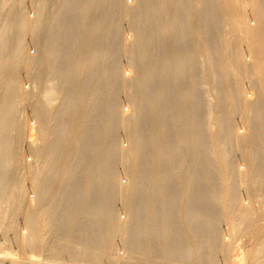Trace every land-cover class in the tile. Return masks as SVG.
<instances>
[{"label": "bare ground", "instance_id": "6f19581e", "mask_svg": "<svg viewBox=\"0 0 264 264\" xmlns=\"http://www.w3.org/2000/svg\"><path fill=\"white\" fill-rule=\"evenodd\" d=\"M0 235V264H264V0H0Z\"/></svg>", "mask_w": 264, "mask_h": 264}, {"label": "rangeland", "instance_id": "374dc122", "mask_svg": "<svg viewBox=\"0 0 264 264\" xmlns=\"http://www.w3.org/2000/svg\"><path fill=\"white\" fill-rule=\"evenodd\" d=\"M14 4H16V3H14ZM26 12L30 15V17H33L34 16V14H33V11L30 9V8H27L26 9ZM34 51V49L33 50H31L30 49V52L31 53H34L33 52ZM30 83V82H29ZM32 86V84L30 83V85L27 83V82H25V84H24V88L26 89V90H28V89H30V90H32V88H33V86ZM29 91V90H28ZM25 113L27 114H23V112L21 113V114H23L25 117H27L28 115V117L27 118H30V114L27 112V111H25ZM3 241V242H2ZM0 243L2 244V243H4V239H3V237H1V235H0ZM6 244H3L2 246H6V247H9L10 249L9 250H5V249H2V251H3V253L1 254L2 256L3 255H6L7 253H10V252H13V253H18L19 252V249H17L16 248V246L14 245L13 246V244H11L10 245V243H7V242H5ZM240 250V251H239ZM9 251V252H8ZM246 251V249H235V251L233 250V252H232V260H234L235 261V263H239V262H241L240 260H242L241 258H243V256H242V254L244 255V253L243 252H245ZM5 252V253H4ZM19 255H20V252L18 253ZM242 256V257H241Z\"/></svg>", "mask_w": 264, "mask_h": 264}]
</instances>
